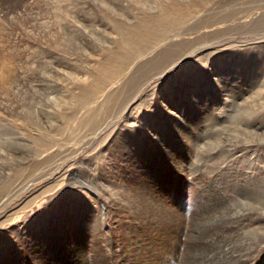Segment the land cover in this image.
I'll return each mask as SVG.
<instances>
[{"label":"rangeland","instance_id":"1","mask_svg":"<svg viewBox=\"0 0 264 264\" xmlns=\"http://www.w3.org/2000/svg\"><path fill=\"white\" fill-rule=\"evenodd\" d=\"M169 1L190 8L183 21L129 35ZM10 10L0 12V264H79L83 246L88 264H124L121 233L145 240L174 216L182 253L191 227L207 226L250 242L235 264H264V0ZM163 50L173 55L161 65Z\"/></svg>","mask_w":264,"mask_h":264},{"label":"bare ground","instance_id":"2","mask_svg":"<svg viewBox=\"0 0 264 264\" xmlns=\"http://www.w3.org/2000/svg\"><path fill=\"white\" fill-rule=\"evenodd\" d=\"M21 0H13V3L10 2L11 4L9 5L7 11L4 10V2H2L0 0V12L4 11L5 14L12 8L17 7L20 4ZM163 9V8H162ZM162 9L157 13V15L155 14V16H152L150 19H147L146 17H144L143 19H141L140 21L138 20V22L133 21L130 22L132 24H130L131 26V33L129 34L131 36V34L135 35H141V38L143 37H148V34L152 35H158L160 34V32H162V30L164 29V25H166L169 21H171V24H174L173 22H177L178 20H184L185 16L187 13V10L190 8H187V5L184 2H172L169 1L166 6L165 9L162 11ZM196 9V8H195ZM11 11V10H10ZM194 12V11H193ZM151 16V15H150ZM176 18H175V17ZM175 21H174V19ZM187 17V16H186ZM173 19V21H172ZM178 19V20H176ZM227 20V19H226ZM210 22V21H209ZM217 22V21H216ZM163 25V28H162ZM210 25L213 24H206L204 26H200V28H207ZM166 28V27H165ZM167 28H169L167 26ZM199 29V28H198ZM170 30V29H169ZM163 53H160L163 57V60L161 65H163L164 61L168 60L172 54V52L170 51H162ZM158 55V54H157ZM165 56V57H164ZM159 55L155 56L154 59L160 61ZM168 58V59H167ZM117 59V58H116ZM173 60V58H172ZM112 61V60H111ZM156 62V61H155ZM160 63V62H159ZM159 67V66H158ZM157 67V68H158ZM8 70V69H7ZM3 77V76H2ZM4 82V81H3ZM212 179V178H211ZM214 181V180H213ZM210 185V183H209ZM205 189V188H204ZM135 194V193H134ZM210 197V196H209ZM221 197V196H220ZM223 197V196H222ZM145 198V197H143ZM152 198V197H150ZM216 197H214L215 199ZM142 199V198H141ZM140 199V200H141ZM220 200V198H217ZM152 200H155V198H153ZM151 200V203L154 202ZM135 201H137L135 199ZM134 201V202H135ZM143 201V200H142ZM141 201V202H142ZM223 201V200H222ZM221 201V202H222ZM102 203V202H101ZM137 203V202H135ZM133 203V205L135 204ZM144 203H147V201H144ZM258 203V202H257ZM153 204V203H152ZM140 205V204H139ZM154 205V204H153ZM208 206H212L213 210L215 213H217L218 210L222 209V207H224L223 203H219L217 201H212L209 202L207 204ZM132 206V204L130 205V207ZM135 206H138V204H136ZM142 206V205H141ZM147 206V205H146ZM134 209V207H132ZM136 208V207H135ZM149 208V207H147ZM211 208V207H210ZM141 209V208H140ZM191 210V209H190ZM231 210V209H230ZM137 211V210H136ZM140 211V210H139ZM242 212V211H241ZM138 213V212H137ZM147 213V212H146ZM151 213V212H150ZM199 213V212H198ZM212 213V212H211ZM219 213V212H218ZM148 214V213H147ZM204 214V213H203ZM140 215H145V214H140ZM149 215V214H148ZM202 215V214H201ZM207 215V213H206ZM237 215V214H236ZM137 216V215H136ZM151 216V215H150ZM179 216V215H178ZM227 216V215H226ZM152 217V216H151ZM158 217V216H157ZM205 217V216H203ZM231 217V216H230ZM148 218V217H147ZM150 218V217H149ZM171 218V217H170ZM182 217H173L172 221H174L175 223H177L179 225V221ZM222 218V216H221ZM234 218V216L232 217ZM231 218V219H232ZM159 219V218H158ZM229 218V220H231ZM139 220V219H138ZM144 220V219H143ZM151 219L146 220V223L149 224ZM154 220V219H153ZM155 220H157V218H155ZM161 220V219H160ZM164 220V219H163ZM105 215L103 216V223L105 225ZM159 221V220H158ZM200 221V220H199ZM153 222V221H152ZM225 222V221H224ZM130 223V222H129ZM128 223V224H129ZM161 223V221L159 222ZM152 224V223H151ZM156 224V223H155ZM220 224V223H219ZM222 224V223H221ZM103 224H101V226L98 228V230L104 226ZM137 225V224H136ZM165 225V224H164ZM168 225V224H167ZM178 225H172V228H165V226L162 225L161 228L164 227V230L162 229H157L158 231H155V229H153L152 227H149V230H147L148 232L145 231V234L147 233V237L144 240L140 239L141 241H144V243H141L140 240H136L135 238L132 237L131 231H126L125 233H121L122 236V243H121V247L120 248H124L125 249V254H124V259L126 260L124 262V264H175V259L177 257H180L181 260L184 261V264H193L195 262V260H197L201 255L202 261L204 262V264H235L236 262L243 260L244 257V261L246 260L245 257H249L250 255H248V251H247V255H242V252L247 249V246L250 245V242H247L245 240V244H243V239L239 238H235V232H232L231 234H228V236L221 238L220 234L217 233L216 231L214 232V230H212V228H202V226H197V227H191L193 228V230H191V233L188 235L187 240H185L184 246H186L187 248V252L182 253V251L180 250L179 245L180 243L178 241H180L181 237H179L180 234H178L179 232H176L175 227H177ZM223 225H227L226 223ZM128 226V225H127ZM143 226H146V224ZM148 226V225H147ZM152 226V225H151ZM154 226V225H153ZM120 227V225H119ZM132 227V226H131ZM136 227V226H135ZM140 227V225H139ZM157 227V225H156ZM137 228V227H136ZM141 228V227H140ZM109 229V228H108ZM121 229V228H120ZM125 229V228H124ZM127 229V228H126ZM143 229V228H142ZM141 229V230H142ZM189 229V228H188ZM98 230L95 233L94 236H96L95 238H97L98 236ZM136 230V229H135ZM160 230V231H159ZM170 232H169V231ZM184 230V229H183ZM197 230V232H201V236H199V238L196 240L194 237H191V235H193L195 233V231ZM218 231H223L225 230V226L223 227H218L217 229ZM123 230H121L122 232ZM234 231V230H233ZM138 232V231H137ZM143 232V231H142ZM165 232H167L165 234ZM169 232V233H168ZM171 232L175 233L173 239H164L163 237L170 238L171 236ZM136 233V232H135ZM141 233V232H140ZM139 234V233H138ZM169 234V235H167ZM255 234V233H253ZM144 235V234H143ZM92 236V235H91ZM100 237V236H99ZM127 237L128 240H124ZM144 237V236H143ZM93 238V237H92ZM94 238V239H95ZM139 238V237H138ZM261 238H264L261 237ZM260 238V239H261ZM93 239V241H94ZM259 238H256V242L258 240H260ZM97 240V239H96ZM100 240V239H99ZM114 240V239H113ZM92 241V243H93ZM158 241V242H157ZM98 242V241H97ZM96 242V243H97ZM157 242L156 244L160 243V246L157 248L156 244H153ZM256 242H254L256 244ZM253 243V242H252ZM86 244V243H84ZM95 244V243H94ZM127 244L128 247H126L125 245ZM254 244V245H255ZM99 246V245H98ZM95 247V246H94ZM253 247V246H252ZM98 248V247H96ZM182 248V247H181ZM185 248V249H186ZM250 248V246H249ZM252 249V248H251ZM99 250V249H98ZM153 250V251H152ZM168 252V256L167 253L164 252ZM84 246L82 247V249L80 250V258L78 260H80L79 264H88V260L84 257ZM95 251V250H94ZM101 251V250H100ZM103 251V250H102ZM149 251H151V253H153V257L151 258L150 256H145L147 254H150ZM189 252V253H188ZM191 252V253H190ZM251 252V251H250ZM38 253V252H37ZM104 253V252H103ZM194 253V254H193ZM42 255V254H41ZM33 256V255H32ZM43 256V255H42ZM199 256V257H198ZM121 257L123 258V255H121ZM43 258V257H42ZM45 259V258H44ZM94 260V259H93ZM48 263L49 261L46 260ZM95 261V260H94ZM97 261V260H96ZM180 261V260H179ZM201 261V260H200ZM31 262V261H30ZM101 262V260H100ZM99 262V263H100ZM92 263V260L91 262ZM96 263V262H95ZM94 263V264H95ZM179 263V262H178ZM29 264V263H28ZM60 264V263H58ZM245 264V263H244Z\"/></svg>","mask_w":264,"mask_h":264}]
</instances>
